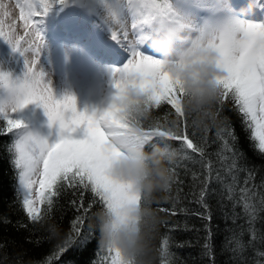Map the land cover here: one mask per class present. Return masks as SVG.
<instances>
[{"label": "snow or ice", "instance_id": "obj_1", "mask_svg": "<svg viewBox=\"0 0 264 264\" xmlns=\"http://www.w3.org/2000/svg\"><path fill=\"white\" fill-rule=\"evenodd\" d=\"M66 3L67 0H52L51 3L48 0H32L20 6L21 19L26 22V35L30 37L26 41L28 49L20 46L11 31L5 32L0 28V37L22 55L32 51L40 57L45 43L40 28L43 18L55 4ZM259 3L264 5V0H259ZM242 4H248V0ZM112 7L115 15L121 5L118 0H114ZM249 7L253 15L259 11L254 3ZM123 10L133 18L131 28L144 34L139 37V46L131 45L132 54L128 62L116 69L112 100L102 109L80 111L75 96L66 94L57 98L53 87L41 82L44 73L37 71L38 59L29 61L25 56L26 71L22 78H13L9 73L0 71V86L7 93V98L0 100V120L5 122L0 132L16 136L9 153L18 181L26 191L23 207L32 221L41 218L37 204H46L51 209L62 190L72 192L73 196L79 193V201H71L78 208H84L86 191L103 208L126 207L135 210L139 206L138 194L124 185L116 184L106 174L107 162L113 154L111 136L115 131L128 128L121 113L125 110L123 101L129 87L146 97L144 103L150 110L160 109L162 105L174 110L175 119L163 123L153 121L148 125L149 133L178 141L201 157L205 154L204 148L190 138L184 126L185 118L180 103L183 89L178 88V78L165 70L162 61L151 54L148 46L149 37L155 35L161 26L181 24L190 30L192 26L178 13L172 0H125ZM253 15L249 14L246 18L230 16L221 24L200 29L197 36L207 41L205 47L210 53H215V66L222 73L215 78L217 85L223 88L219 105H233L249 133L254 149L264 155V20L255 19ZM33 17L35 19L29 32L28 21ZM123 36L126 38L127 32ZM30 105L42 108L50 125L58 128L57 140L53 142L39 134L25 131V121L18 118L17 114ZM206 167L209 176L200 181L198 195V201L205 208V197L213 191L210 188L211 168ZM177 214L175 210L171 211V215ZM201 218L211 221L210 215ZM82 225L83 219L78 218L75 233L66 237L59 248L60 252L73 246H90L95 242L92 229L82 228ZM205 247L209 245L206 243ZM107 250L114 253L111 264H131L118 250Z\"/></svg>", "mask_w": 264, "mask_h": 264}, {"label": "trees", "instance_id": "obj_2", "mask_svg": "<svg viewBox=\"0 0 264 264\" xmlns=\"http://www.w3.org/2000/svg\"><path fill=\"white\" fill-rule=\"evenodd\" d=\"M67 1L68 11V5L73 13L79 10ZM185 1L172 0L177 5ZM53 10L61 17L60 9ZM173 119L174 110L162 105L151 110L146 127ZM4 123L0 120V128ZM184 126L205 154L201 157L178 141H167L177 150L175 179L151 204L155 223L149 230V264H264V155L254 149L230 103L218 105L205 128L194 127L189 118ZM15 139L0 132V264H111L113 253L101 245L95 221L103 206L90 192L84 193V208H78L71 201H79V193L62 190L51 209L39 204L41 218L31 220L9 153ZM206 166L211 168L213 190L205 197L207 208L198 201L200 181L209 176ZM173 210L178 214L171 215ZM207 215L211 221L201 218ZM78 218L83 219L82 228L92 229L95 242L60 252L66 237L75 233Z\"/></svg>", "mask_w": 264, "mask_h": 264}, {"label": "clouds", "instance_id": "obj_3", "mask_svg": "<svg viewBox=\"0 0 264 264\" xmlns=\"http://www.w3.org/2000/svg\"><path fill=\"white\" fill-rule=\"evenodd\" d=\"M234 11V18L249 15L247 6ZM206 43L181 24L161 26L148 41L165 70L178 78V88L183 89L180 103L184 118L191 119L196 128H205L215 118L223 94L215 80L222 73L215 66V53L206 49ZM145 99L135 88H128L121 113L128 128L111 136L113 154L106 165V174L113 182L140 196L139 206L135 210L102 208L95 214L101 245L118 250L131 264H149V230L155 223L151 204L171 189L175 179L172 164L177 158V150L167 144L166 137L147 131L151 110ZM53 230L58 234L55 226Z\"/></svg>", "mask_w": 264, "mask_h": 264}, {"label": "rangeland", "instance_id": "obj_4", "mask_svg": "<svg viewBox=\"0 0 264 264\" xmlns=\"http://www.w3.org/2000/svg\"><path fill=\"white\" fill-rule=\"evenodd\" d=\"M26 2H32V0H0V28L5 32H13L23 49L29 48L26 41L30 39L26 35V22L21 19L20 13V6ZM48 2L51 3L52 0H48ZM88 2L93 6L94 15L88 12L86 14V10L82 13L71 14L69 18H66V21L70 19L69 21L75 23L78 16L86 14L85 21H80V23L86 26L84 28L90 29L88 31L89 40L80 38L82 36L80 34L76 35L79 41L73 40L74 35L71 36V30L80 33L84 29L80 27V24H77L76 29H70L68 24L63 25L64 22L59 23L57 22L59 20L51 17L52 11H50L40 25L45 41L40 57L35 56L32 51H26L25 55H22L15 51L9 42L0 37V71L9 73L13 78H22L26 71V58L29 61L38 59L37 71L44 73L41 82L53 87L57 98H62L66 94L75 96L80 111H92L106 107L114 92L112 84L116 69L122 68L128 62L132 54L131 45L139 46V37L144 33L131 28L133 18L129 12L123 10L125 0H118L121 7L116 10L115 15L112 7L114 0H89ZM243 2L244 0H230V2L229 0H197V2L186 0L180 5L175 3L173 5L192 26L190 31L195 36L200 29L223 23L230 16L236 14L234 10L245 6H247L249 14L253 15L249 7L253 3L259 8L253 18L264 20V5H261L259 0H248V4H242ZM220 14L224 16L223 19L212 21L216 20L215 18ZM34 19L35 17L28 21L27 31L29 32ZM51 31L65 32V34L55 33L53 35ZM81 32L83 33V31ZM124 32H127L126 38L123 36ZM55 36H60V38ZM118 38L122 39L121 43L117 42ZM87 41L88 43H86ZM100 47H102L99 50L101 55L98 60L91 53L93 54L92 49L97 50ZM107 49L116 53L110 52L107 55ZM149 51L151 54L157 55L151 48ZM121 57H125L121 59V62L126 60L122 66H120L121 62L110 59ZM6 98L7 93L0 86V100ZM17 115L18 118L25 121V131L39 134L53 142L59 138L58 128L50 125L42 108L30 105ZM19 187H21L24 197L26 191L22 184ZM34 198L38 199V197ZM37 207L39 208V204ZM112 257L114 258V253Z\"/></svg>", "mask_w": 264, "mask_h": 264}, {"label": "water", "instance_id": "obj_5", "mask_svg": "<svg viewBox=\"0 0 264 264\" xmlns=\"http://www.w3.org/2000/svg\"><path fill=\"white\" fill-rule=\"evenodd\" d=\"M77 1V5L81 8L86 7L87 1L88 0H76Z\"/></svg>", "mask_w": 264, "mask_h": 264}, {"label": "bare ground", "instance_id": "obj_6", "mask_svg": "<svg viewBox=\"0 0 264 264\" xmlns=\"http://www.w3.org/2000/svg\"><path fill=\"white\" fill-rule=\"evenodd\" d=\"M223 17L224 16L222 14H220L217 18H215L216 20H213V21H217V20L219 21L220 19H223ZM121 41H122V39L119 40V42H121Z\"/></svg>", "mask_w": 264, "mask_h": 264}]
</instances>
